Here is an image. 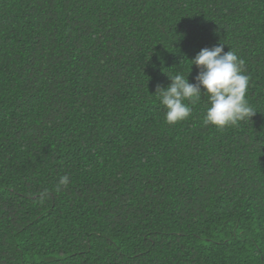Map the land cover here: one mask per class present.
Listing matches in <instances>:
<instances>
[{
    "label": "trees",
    "instance_id": "obj_1",
    "mask_svg": "<svg viewBox=\"0 0 264 264\" xmlns=\"http://www.w3.org/2000/svg\"><path fill=\"white\" fill-rule=\"evenodd\" d=\"M220 43L255 114L167 124ZM0 264H264V0H0Z\"/></svg>",
    "mask_w": 264,
    "mask_h": 264
},
{
    "label": "clouds",
    "instance_id": "obj_2",
    "mask_svg": "<svg viewBox=\"0 0 264 264\" xmlns=\"http://www.w3.org/2000/svg\"><path fill=\"white\" fill-rule=\"evenodd\" d=\"M188 62L190 71L187 76L179 72L168 75L170 85L166 89L157 87L156 94L165 109L167 124L175 125L187 120L192 113L190 105L198 103L202 96L207 98L208 104L203 118L205 126L223 130L255 114L246 99L249 77L244 74V62L235 51L225 52L224 44L220 43L211 49H202ZM193 65L200 71L196 83L191 84L188 76ZM68 183L69 177L62 176L57 190Z\"/></svg>",
    "mask_w": 264,
    "mask_h": 264
}]
</instances>
